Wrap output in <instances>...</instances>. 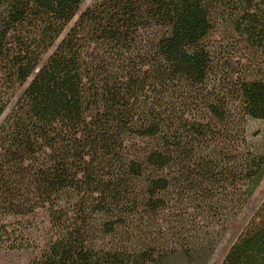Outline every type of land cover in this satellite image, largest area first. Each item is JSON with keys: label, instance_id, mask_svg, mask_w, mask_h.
<instances>
[{"label": "trees", "instance_id": "trees-1", "mask_svg": "<svg viewBox=\"0 0 264 264\" xmlns=\"http://www.w3.org/2000/svg\"><path fill=\"white\" fill-rule=\"evenodd\" d=\"M82 3L0 0V117L31 78L0 122V242L44 211L31 264L206 263L264 178V0H98L61 38ZM221 264H264V200Z\"/></svg>", "mask_w": 264, "mask_h": 264}, {"label": "rangeland", "instance_id": "rangeland-1", "mask_svg": "<svg viewBox=\"0 0 264 264\" xmlns=\"http://www.w3.org/2000/svg\"><path fill=\"white\" fill-rule=\"evenodd\" d=\"M98 0H83L80 6L78 14L67 26L66 30L62 34L61 38L77 20L78 15L84 11L86 8L91 6ZM222 31L216 30L209 37V42L220 46L221 48L226 45H231L233 42L222 35ZM60 38V39H61ZM225 38V39H224ZM52 48L48 54L45 56L47 58L52 52ZM231 63L236 66L235 57L230 58ZM31 81V78L23 86L15 87L14 92H12L11 103L0 117V122L5 118V116L10 112L13 105L20 97L25 87ZM247 138L252 144L254 150L258 153L264 152V120L248 119L246 124ZM264 200V178L259 184V186L254 191L252 197L248 200L243 209L237 214L233 221L228 226L224 236L220 240L215 253L211 258L203 263L201 261H196L193 263L187 262L183 257L178 256L177 258L170 261V264H221L228 250L232 244L237 240L238 236L242 232L243 228L249 222V220L254 215L257 208ZM33 226L25 231V235L28 240L30 247L20 249V250H10L6 248L5 243L0 242V264H31V262L39 256L40 250L43 249L49 238V225L47 223L46 214L44 211H38L36 215L31 220Z\"/></svg>", "mask_w": 264, "mask_h": 264}]
</instances>
